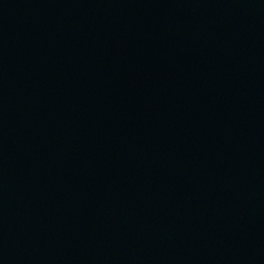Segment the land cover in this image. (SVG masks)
Here are the masks:
<instances>
[{"label": "water", "instance_id": "95a60500", "mask_svg": "<svg viewBox=\"0 0 264 264\" xmlns=\"http://www.w3.org/2000/svg\"><path fill=\"white\" fill-rule=\"evenodd\" d=\"M0 264H264V0H0Z\"/></svg>", "mask_w": 264, "mask_h": 264}]
</instances>
